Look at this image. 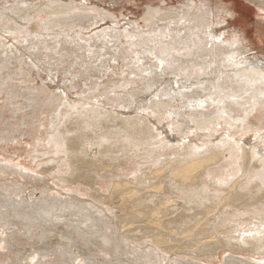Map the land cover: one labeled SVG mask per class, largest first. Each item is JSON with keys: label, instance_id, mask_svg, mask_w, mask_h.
Returning <instances> with one entry per match:
<instances>
[{"label": "bare ground", "instance_id": "obj_1", "mask_svg": "<svg viewBox=\"0 0 264 264\" xmlns=\"http://www.w3.org/2000/svg\"><path fill=\"white\" fill-rule=\"evenodd\" d=\"M42 1L46 3L15 7L22 23L15 28L25 33L32 23L38 32L22 34L26 39L15 51L9 44L0 50V66L4 64L0 77L6 66L17 62L23 69L16 81L31 86L23 88L28 96L21 97L26 103L23 108V103H14L19 95L0 84V95L7 96L9 110L0 109L21 114L15 119L24 130L20 136H31L34 142L31 150H24L32 167L14 164L20 157L16 151L13 158L1 162L0 176L34 178L41 182L40 191H50L45 179L37 175L47 168L51 183L59 189L55 191H65L77 200L89 196L77 183L78 171L104 163V173L93 174V197L109 209H104L107 215L94 218L80 201H73L71 210L78 221L72 225L63 222L66 201L62 203L57 192L38 198L31 193L18 202L8 201L7 191L14 189L3 184L0 204L11 205L12 210L4 212L6 217L1 213L0 228L14 212L10 219L23 226L22 235L31 239L38 235L44 239L66 224L71 228L66 234L69 241L79 246L83 242L80 247L86 249L108 250L112 243L138 241L204 264L219 260L220 252L226 251L229 255L223 264H264L262 61L249 57L251 41L241 27L231 33L216 30L229 24L227 18L236 14L235 6L208 0L196 6L194 0H188L185 18L147 9L141 21L152 27L150 31L130 23L131 31L108 27L89 34L93 24L119 21L105 9L92 8L88 0H80V4L75 0ZM119 61L123 62L120 69ZM169 69L177 73L167 75ZM52 83L56 91L49 89ZM137 84V89L124 90ZM110 86L114 91L121 89L117 99L108 92ZM132 90L139 91L140 100L137 96L128 99ZM209 93L211 99L205 104L200 98ZM45 109L58 112V123L45 127L34 119ZM25 110L33 114L23 115ZM251 137L254 142L248 140ZM1 141L8 145L10 138L2 136L0 145ZM160 179L165 187L153 191L155 180ZM18 234L13 233L14 238ZM160 254L141 258L144 264H201ZM77 264L105 263L82 257Z\"/></svg>", "mask_w": 264, "mask_h": 264}, {"label": "rangeland", "instance_id": "obj_2", "mask_svg": "<svg viewBox=\"0 0 264 264\" xmlns=\"http://www.w3.org/2000/svg\"><path fill=\"white\" fill-rule=\"evenodd\" d=\"M60 1L66 3L69 0H60ZM79 1L80 0H75L76 4H80ZM88 1L91 2L92 8H96L98 10L105 9L110 13H113L117 18V22L119 21L117 24L116 23L112 24L110 22L108 23L106 21L98 23L96 25L93 24L91 25V28L88 31V33L91 31L89 34H92L93 32H99L108 27H114L116 30L131 31L133 27L130 26V23L134 27L136 23V25L139 28H142L144 30L147 29V31H150L152 27H149V25L146 27L144 22L141 21V18L146 13L147 9L148 11L158 9L161 12L166 11L168 13H171L172 16L174 17L185 18L188 12V5L190 4L188 0H88ZM205 1L206 0H194V4H196V6L197 5L199 6V3ZM208 1L210 2L214 1V3H218L220 6H229L230 4H233L235 6L236 14L232 18H227L229 24L226 25L224 23L216 30L219 31L220 29V32L228 31L229 33L239 30L240 27L243 30H245L247 32V38L251 41L249 46V49H251L249 50L251 51L250 52L251 54L249 55V57L256 56L258 61H262L260 65L262 70L264 71V66H262L264 65V0H224V2H219V0H208ZM39 2L46 3V1H42V0H0V50H2L3 47L8 48V44H9L10 48L13 47V50L15 51L16 48L22 45V40L26 39L24 38V36H26V32H30V34L38 32V28L35 27L32 23L27 24L25 28L26 31L25 33L15 28V26H19L21 23L20 13L16 10L15 7L22 6V4L25 3H29L33 5ZM192 11H194V9ZM151 16L154 15L151 14ZM42 17L47 18L45 16ZM234 19H237L239 22H234ZM53 30L57 31L58 27H53ZM22 34H24V36H22ZM18 36H22V38L18 40ZM258 39L260 40V42L259 41L257 42ZM145 45L147 46L148 42ZM4 50L5 49H3V51ZM140 50H143V48H140ZM122 63H123L122 61H119V65H118L119 69ZM249 63H253V62L251 61ZM0 68H4V64H2ZM21 69H23L22 66L17 62H12L8 67L6 66V68L3 70L4 74L0 77V84H4L3 86L5 89L11 92H16V94L19 95L20 98L19 101L16 100V102L14 103L21 102L24 105L23 108H26V103L23 102V99L21 97L28 98V96H24L25 90L23 88H28L31 86L25 87L20 82L16 81V79H18V77L21 74ZM122 69L124 70L125 67H122ZM168 73H177V72L175 70L169 69L167 71V75ZM43 74H42V78L43 79L45 78L43 81L47 82L48 78L46 77V74L44 75ZM169 76L168 78H170ZM62 77L63 76L60 75L59 78ZM168 78L165 79L168 80ZM114 79L117 80L116 78ZM36 80L38 86H40L41 82L39 81V79ZM156 80L158 81V79ZM224 83H228V81L226 80L224 81ZM48 86L49 89H51L52 91H56V87L53 83L48 84ZM118 86H120V84H118ZM137 87H139L138 84L135 86H130V87L128 86L124 88V90L129 91V89H137ZM222 87L226 88L227 85L224 84V86ZM17 90L19 92H17ZM108 92H110V95L113 98L117 99L116 98L118 97L117 94H121V89L114 91V87L110 86V88H108ZM238 92H240V90H238ZM138 93H139L138 90L136 91L132 90L130 94H128V99L131 96H137ZM113 94H115V96H113ZM232 95L233 93L230 94V96ZM211 96H212L211 93L202 95L200 100L206 101L205 104H208L209 100L211 99ZM138 98L140 100L141 96H139ZM6 99L7 96L5 95V93L0 95V107H5L9 110V104H8L9 102H6L5 101ZM24 101L27 102V100ZM235 102L238 104L237 101ZM126 103L129 102L126 101ZM8 110L0 109V120H1L0 137L7 136L10 138L9 143H7L8 145L4 144L1 141L3 144H1L0 147L6 149L0 150V166H1V162H4V158L6 159H9L10 157L13 158L15 152L17 151L18 153L17 152L16 153L20 155V157L18 156L19 157L18 159L13 160L14 164L17 165V163H23L24 166L32 167V164H30L28 160L24 158L25 156L24 150L29 151L32 149L31 147L33 146L34 143L33 139L31 140V136H22V137L20 136V134H22L24 130L20 128L18 122H16L15 119L19 118L21 114L13 115L12 113H10L11 111L9 112ZM19 110L20 108H18L16 111ZM117 110H119V107H117ZM25 111L26 113H23V115L24 114L29 115L30 113L33 114L32 111H27V110ZM43 113L44 114L35 115L34 119L35 120L38 119L40 122H42V124L45 125V127L49 126L51 122L58 123L57 120L58 116H56L58 112H55L54 109L52 111L45 109ZM6 121L11 122L13 128L12 130L9 127L11 125L7 126V124H5ZM40 131L43 130L40 129ZM262 132L263 131H261L260 133L263 134L264 132L263 133ZM13 138L16 141L13 140ZM100 140L102 141V138H100ZM248 140H250V142H254V137L248 138ZM25 141L28 142L29 144L26 143ZM100 159L101 158L99 157V160ZM42 168H46V165H43ZM33 169H34L33 171L38 173L37 172L38 169L36 168ZM104 170H106L104 163L103 164L101 163L100 165H98V163H95L90 167L82 168L80 171H78L79 178H77V183L80 188L87 190L89 196L87 198H81L77 200H75L74 195L71 194L67 195L65 191H55L59 189L54 187L53 184L51 183L53 181L51 180L50 177L51 175L47 172V168L44 170V174H37V175H39L40 179L42 178L45 179V181L49 184L48 185L46 183V190H50V191H40L41 189L40 187H42V185L40 184L41 182L40 183H38L37 181L34 182L33 181L35 180L34 178L23 180L17 176L15 177V175H6V174L0 176V181H1L0 186L3 184H8L10 185V189H12L13 187L14 189L13 191H7L6 199L8 201L10 200L15 202H18L20 199L23 198H28L29 194L31 193L33 194L32 196L36 195V198H38V197H42V195L44 194L56 195L57 192L60 195V199L62 200V203L66 201V204L62 208V215L64 217L63 219L64 221L63 220L61 221L74 225L77 224L78 217L71 210L73 206V201L74 202L80 201L82 203V206L85 208V210H87L88 214L96 215L94 216V218L98 216L103 217L104 215H107L104 209H109V207L93 197L96 194V190L94 189L93 174L95 172H99L103 174ZM63 177L66 179L69 178L68 175H64ZM155 181L156 182L154 185L156 187L153 188V191L163 190V188L165 187V183L163 181L161 182V179ZM36 185L39 188L37 187L36 191H32ZM92 191H94V195H92ZM1 192L2 191H0V193ZM93 203H95V205H93ZM0 207H2L0 208V215L2 213L3 216H5L4 215L5 211L9 210L8 212H10L12 210L11 205L4 206L0 204ZM13 213L14 212H11L10 217H8V222H6V226L0 228V264H28L31 262L38 263V261L43 263L57 262L60 264L61 263L77 264L82 257H88L90 258L91 261L92 259H94V261L103 262L105 264H144V260L143 258H141L142 255H147L150 258H154L156 254L161 255L160 253H166V255H168L170 258L177 259L179 261L190 260L191 263L201 262L198 259L193 260V258L185 259V258L176 257L171 253H169L163 246H158L153 244L149 245L146 242H138V241L126 242L122 244L112 243L107 246L108 250H101L97 247H89V246L86 249L80 247L81 244H84L83 242H81L79 246L73 241H69L70 237L69 235L66 234L70 233L71 228L66 227V224H60L59 225L60 227L55 228L52 232L48 233L47 236L44 237V239L40 238L39 235L31 239L28 236L22 235L23 233H25L24 229H22L23 226H21L18 222H16L15 219L14 220L10 219V218H14ZM83 220L84 218H82V221ZM2 225H4V220H2ZM100 230L106 232L101 227ZM16 232L19 233L18 234L19 236L16 235L14 238L13 233L16 234ZM11 238H14V240L11 241L9 245H7V242ZM5 247L8 248L5 249ZM135 248H137V250H140V252L134 250ZM147 248H149L148 252H144L145 250H147ZM151 250H153L154 252H150ZM228 255L229 252L227 251L220 252L219 260L214 261L212 264H223L224 259H226ZM201 264L204 263L201 262ZM208 264H210V262H208Z\"/></svg>", "mask_w": 264, "mask_h": 264}, {"label": "snow or ice", "instance_id": "obj_3", "mask_svg": "<svg viewBox=\"0 0 264 264\" xmlns=\"http://www.w3.org/2000/svg\"><path fill=\"white\" fill-rule=\"evenodd\" d=\"M262 66H264V65H262Z\"/></svg>", "mask_w": 264, "mask_h": 264}]
</instances>
